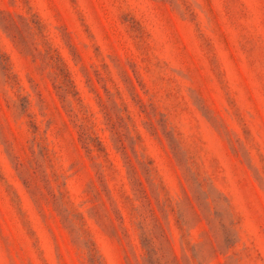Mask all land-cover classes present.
<instances>
[{"label":"rangeland","instance_id":"1","mask_svg":"<svg viewBox=\"0 0 264 264\" xmlns=\"http://www.w3.org/2000/svg\"><path fill=\"white\" fill-rule=\"evenodd\" d=\"M0 264H264V0H0Z\"/></svg>","mask_w":264,"mask_h":264}]
</instances>
